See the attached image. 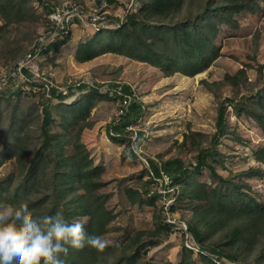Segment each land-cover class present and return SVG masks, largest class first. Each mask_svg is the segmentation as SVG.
<instances>
[{
	"label": "trees",
	"instance_id": "trees-1",
	"mask_svg": "<svg viewBox=\"0 0 264 264\" xmlns=\"http://www.w3.org/2000/svg\"><path fill=\"white\" fill-rule=\"evenodd\" d=\"M32 1L0 0V16L6 24L22 23L28 20L27 17L37 18L38 15H32ZM34 1L42 6L45 13L51 11V0ZM45 1L48 3L45 4ZM52 1L53 4H60L58 0ZM106 1L112 3L117 0ZM253 1L132 0L135 7H130L123 17H104V22H100L104 23L99 26L100 30L93 32L89 40L77 46L75 59L85 62L104 53H115L148 63L163 71L165 76L176 72L193 76L208 68L218 57L219 47L214 40L220 25H235L234 16L253 8ZM19 3L17 13L11 16ZM74 20L79 19L74 17ZM51 30L53 29L47 24V34ZM69 33L70 30L57 34L52 40L43 43L37 58L41 55L47 57L48 52H54L61 44L66 43ZM36 41L37 38L33 44ZM21 71L27 79L20 80L22 84L16 86L14 91L5 95L2 90L4 84L0 85L1 97L15 101V108L7 118L0 116V164L4 160L3 153H8L16 158L17 167L26 169L23 174L13 172L1 179L0 209L9 207L14 214L28 210L33 215L60 212L70 222L78 217H88L86 223H81L85 234L101 238L115 214L106 207L108 195L101 190L105 186L102 167L94 164L81 140V131L93 126V121L88 117L92 104L98 99L118 101L120 104L116 111L123 98L129 99L123 106L122 114L108 125L107 136L114 143H121L128 138L134 145L131 140L133 129L130 127L142 115L143 104L127 83L113 81L97 86L82 79L72 80L68 84L64 83L68 93L63 95L54 86L45 92L43 86L47 80H51L47 75L43 74L37 79L27 68H22ZM15 73L17 60L5 74L6 82H15ZM242 74L243 70H238L233 75H225L228 84L235 88V93L218 104L216 130L210 136V144H201L204 136L201 132L184 134L183 141L191 140V147L196 151L195 162L185 164L179 158L158 162L148 158V166L144 170L147 177V187L145 188V182L142 184L145 188L144 197H147L151 189V182L155 181V177L160 178L163 171L171 179L168 188L174 187L173 191L167 192L168 197H173L168 205V212L178 208L179 200L185 207L192 209L187 220V232L190 240L199 248L200 260L206 264H216L213 256L236 264H264V202L246 194L244 191L249 186L242 180L244 177L264 176V170L250 166L238 172V180L235 181L230 175L224 177L212 165V162L222 161L217 157L221 154L216 145L225 134V111L228 104H231L236 116L251 117L264 132V85L254 91L241 92L238 77ZM38 81L45 99L40 112L23 102L28 98L27 94L30 95L31 87ZM26 84L28 89L23 88ZM73 95L75 96L71 99ZM22 102L25 104L24 109L20 108ZM27 110L34 113H28ZM34 119L39 133L37 142L30 124ZM52 124L63 127V142L50 136ZM135 139L138 140L137 137ZM130 155L136 156V149L130 150ZM254 156L259 162H264V146L256 150ZM203 168H208L221 182L215 186L194 183L193 173ZM30 191L45 195L39 205L26 207L24 192ZM125 194L132 204L144 203L140 190L126 187ZM160 196L155 191L150 197V205ZM163 208L164 203L158 207V213L154 214L153 230L134 231L127 237V247L116 242L113 245L103 244V247L85 245L80 249L70 248L67 256L63 257L65 264H121L125 259L130 264H141L142 255L159 239L166 238L172 230L173 225L165 220ZM217 233L218 238H212ZM205 247H209L210 254L203 251ZM191 250L184 244L180 260L176 263L165 261L164 264H195ZM143 264L151 263L146 260Z\"/></svg>",
	"mask_w": 264,
	"mask_h": 264
},
{
	"label": "rangeland",
	"instance_id": "rangeland-1",
	"mask_svg": "<svg viewBox=\"0 0 264 264\" xmlns=\"http://www.w3.org/2000/svg\"><path fill=\"white\" fill-rule=\"evenodd\" d=\"M67 1L81 4L84 12L90 16L84 20H74L67 42L61 44L54 52L53 50L48 52L47 57L41 55L37 58L39 71L58 85L80 79L97 86L113 81L127 83L143 104L142 115L130 127L133 129L131 140L134 145L128 138L121 143H114L107 136V127L116 118V109L120 104L113 99L95 101L88 117L94 124L81 131V140L94 164L102 167V180L105 186L101 190L108 195L106 207L115 214L107 232L100 240L104 245L120 242L127 247L129 243L127 237L134 231L153 230L154 214L158 213V207L161 205V199L154 200L153 205H150L151 196H143V190L147 187L144 170L148 166V158L158 162L179 158L185 164L196 161V151L191 147V140L183 141L184 134L201 132L204 135L201 144H210V136L216 130L218 104L225 97L235 93V88L233 89L225 78L226 74L233 75L238 70H243L242 76L238 77L241 92L263 87L264 0H254L253 8L236 14L235 25H220L214 40L219 47L218 57L208 68L193 76L179 72L165 76L163 71L148 63L115 53H104L92 60L78 62L74 55L77 46L91 38L96 28L104 24L100 22H104L106 15L121 18L130 7L135 6L132 5V0H117L107 5L100 4V0H58L60 4L56 5ZM38 4L33 0L30 8L32 15L36 14L39 18L27 17L28 20L22 23L6 24L0 16V26H3L0 29V85L4 84L2 90L5 95L22 84L20 82L22 78L18 74L15 75V82H6L5 74L13 68L14 62L16 60L18 62L22 55L28 52L40 34L50 36L45 31L48 24L47 13ZM19 7L20 3L12 11L11 16L17 13ZM93 16L97 18L95 26L91 23ZM35 83L33 86L30 84L33 92L30 91V95L27 94L28 98L22 99L25 104L37 108L40 112L45 99L41 94L42 86L39 81ZM23 88L28 89V84L23 85ZM23 102L20 104L21 109L25 108ZM14 108V100L1 97V117L7 118ZM27 112L30 113L32 110ZM225 117V134L216 145L217 151L221 154L217 157L222 159L218 162L222 163L212 162L217 172L224 177L230 175V178L237 181L236 174L250 166L264 170V162H259L254 156V152L264 146L263 130L251 117L236 116L231 104L226 106ZM30 124L37 142L39 133L36 119ZM3 126L4 124L1 127ZM76 128L75 126V130ZM49 134L59 142L64 141L65 132L59 125L52 124ZM132 149H136L134 157L130 155ZM3 158L0 164V181L13 172L23 174L26 168L17 167L18 162L14 156L3 153ZM192 178L194 183L213 186L221 182L208 168L193 173ZM17 179L18 177L15 180ZM242 180L250 187L244 192L257 201L264 202V176L244 177ZM143 182L145 188L142 187ZM156 185L160 184H150V187L156 188ZM126 187L140 190L144 203L132 204L125 194ZM172 189L174 190V187ZM44 196L36 191L24 192L26 207L39 205ZM177 206L178 208L171 212V219L175 222L172 223L170 234L159 239L142 255L141 264L146 260L151 264H164L165 261L176 263L180 260L184 244L186 245V237L182 231L185 226H189L187 220L192 214V209L185 207L180 200ZM10 209L4 207V210L11 211ZM87 219L88 217H78L73 222L86 223ZM218 235L219 233L212 238H218ZM191 251L195 264H206L200 260L197 248ZM203 251L210 254L209 247H205ZM129 262L125 259L121 264H130Z\"/></svg>",
	"mask_w": 264,
	"mask_h": 264
},
{
	"label": "clouds",
	"instance_id": "clouds-1",
	"mask_svg": "<svg viewBox=\"0 0 264 264\" xmlns=\"http://www.w3.org/2000/svg\"><path fill=\"white\" fill-rule=\"evenodd\" d=\"M103 247L98 236L86 235L80 222L56 212L33 215L0 210V264H65L69 249Z\"/></svg>",
	"mask_w": 264,
	"mask_h": 264
},
{
	"label": "built area",
	"instance_id": "built-area-1",
	"mask_svg": "<svg viewBox=\"0 0 264 264\" xmlns=\"http://www.w3.org/2000/svg\"><path fill=\"white\" fill-rule=\"evenodd\" d=\"M44 1V0H43ZM48 2L45 1V4H47ZM52 5L51 7V11H49L47 13V21L49 26L53 29L50 31V38L46 36V34H40L39 37L37 38V41L35 44H33L30 49L28 50V52L17 62V73H15L16 75H20L21 76V80L25 81L27 79V77L24 75V73H22V68H27L31 73L33 77H41L43 74L39 71L38 67H37V56L39 51L41 50V48L43 47V43L52 40L57 34L60 33H65L68 32L71 28V26L74 23V17H77L79 20H84L85 18H89V13L87 14L86 12H84L85 10L83 9L81 4L78 3H70V2H63L61 5H56L53 4V1L51 0ZM100 4H104L107 5V1L106 0H100ZM92 26H95V22L97 21L96 17H92ZM100 30L99 27L96 28V31ZM40 73V74H39ZM71 81L65 82V83H70ZM56 87L57 92H60L61 94L65 95L68 93V88L66 85L62 84V85H56L55 83H53L51 80H47L44 84L43 87H45V92H48L50 87ZM75 95H73L71 97V99L74 97ZM129 99H125L123 98L121 105L119 107V109L116 112V117L121 115L123 112V106L128 103ZM155 181L151 182V184H160L159 186H157L156 188L151 187V189L148 191L147 195L151 196L152 194H154L155 191H157L158 193L161 194V196L159 197V199H161V204L164 203V211H165V220L167 222H171L174 223L175 220L171 219V215L172 213H169L168 211V205L172 202V198L173 197H168L167 196V192L172 191V187H169V184L171 183V179L170 177L164 173L163 171H161V176L160 178H154ZM185 229V230H184ZM183 229L182 232H184V236L186 237V246L194 249L197 248L198 252H199V248L197 247V245L190 240L188 232H187V227L185 226V228ZM213 261L216 264H236L228 259L225 258H218L216 256H214Z\"/></svg>",
	"mask_w": 264,
	"mask_h": 264
}]
</instances>
